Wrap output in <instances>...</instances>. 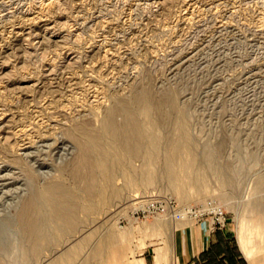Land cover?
<instances>
[{
	"label": "rangeland",
	"instance_id": "obj_1",
	"mask_svg": "<svg viewBox=\"0 0 264 264\" xmlns=\"http://www.w3.org/2000/svg\"><path fill=\"white\" fill-rule=\"evenodd\" d=\"M148 86L170 93V126L190 120L193 169L183 164L192 155L184 149L181 191L165 180L128 186L122 166L109 185L98 173V196L89 197L65 170L78 152L73 137L85 139L77 122L100 130L118 97ZM137 116L144 123L141 110ZM207 147L222 172L231 163L241 172L230 185L201 157ZM165 156H156V169ZM131 162V177L141 174L142 159ZM260 175L264 0H0V264H141L143 254L152 261L157 246L176 250L185 226L209 224L192 214L211 204L225 209L227 228L247 242L252 262L264 264ZM53 183L74 195L80 224L57 234L40 206L48 243L29 251L15 214L31 186L41 194ZM182 209L190 214L181 219Z\"/></svg>",
	"mask_w": 264,
	"mask_h": 264
},
{
	"label": "bare ground",
	"instance_id": "obj_2",
	"mask_svg": "<svg viewBox=\"0 0 264 264\" xmlns=\"http://www.w3.org/2000/svg\"><path fill=\"white\" fill-rule=\"evenodd\" d=\"M172 108L173 100L168 91L156 92L148 86L143 90L133 92L129 99L118 97L106 118L102 121L100 130L94 129L84 122H77V130L85 139L73 137L78 147V152L75 153L76 156H73L74 158H71L73 161L70 159V166L69 164L67 165L68 167L65 165L66 173L76 183L75 185L86 191L91 198L98 196V193L96 194V190L93 188L95 182L99 179L97 176L101 174L106 184H112L113 180L117 178L115 177L118 175L117 172L121 171L120 168L122 166L125 167L124 170L128 173V176L125 177L127 180H124L127 185H133V181L138 184L149 185L165 180L171 183L172 186L175 185L178 191H181V187L177 186V181L179 180L176 173L179 161L178 156L184 149L190 150L192 155L183 164L186 169L192 170L193 168L191 169L190 167L196 163V157L193 154L195 147L189 139L190 120H182L179 127L173 124L172 126L169 125L171 123ZM139 110L144 116V123L138 121L137 113ZM99 133H104L107 136L109 143L117 153L116 157H112L102 150ZM209 148H206L208 150L201 157L205 158L206 163L211 166L210 171L217 176L216 179L219 178L222 185H230L232 181H235L233 173L237 174L238 170L234 168L237 166L232 163L231 166H228L230 165L228 164L226 165L228 166V169H226L228 172L224 173L226 170L222 172V169L215 165L212 150ZM163 153L166 154L163 157L165 160H162L164 161V166L156 169V166H154L155 158ZM136 158L142 159L143 167L141 174L137 173L138 175L131 177L129 173L130 164L134 163L131 161ZM200 164L201 162H199ZM29 173L31 174V172ZM188 179L192 180L195 177L192 176ZM196 179L200 184L203 182L201 174H198ZM256 184L257 190L264 187V176L260 175ZM29 190L30 193L20 202L21 205H19L20 208L16 212L17 214H15V219L24 239L29 243L27 248L29 251L32 248L33 251L37 252L48 243L46 217L39 213L38 208L40 206L46 208L48 215L54 222V227L57 228V234H63L68 231L70 233L75 228L77 229L80 224L76 217L77 208L79 207H77V203L73 202L74 195L59 183L46 185L41 194L35 192L34 186H31ZM115 194L120 195V191L116 190ZM38 197L44 198L46 200L45 204H39L36 201ZM169 212H167L168 215ZM172 249H174V245Z\"/></svg>",
	"mask_w": 264,
	"mask_h": 264
},
{
	"label": "crops",
	"instance_id": "obj_3",
	"mask_svg": "<svg viewBox=\"0 0 264 264\" xmlns=\"http://www.w3.org/2000/svg\"><path fill=\"white\" fill-rule=\"evenodd\" d=\"M251 250L241 236L238 240L232 232L216 230L206 222L188 225L178 235L175 250L157 246L152 261L146 255L141 264H254ZM173 256V257H172Z\"/></svg>",
	"mask_w": 264,
	"mask_h": 264
},
{
	"label": "built area",
	"instance_id": "obj_4",
	"mask_svg": "<svg viewBox=\"0 0 264 264\" xmlns=\"http://www.w3.org/2000/svg\"><path fill=\"white\" fill-rule=\"evenodd\" d=\"M187 210L182 209L177 216L181 219L186 218L190 214L189 209ZM192 215L196 217L197 221H201L207 217L211 227L216 230H225L228 225L225 209L217 204L203 206L201 210L195 211Z\"/></svg>",
	"mask_w": 264,
	"mask_h": 264
}]
</instances>
